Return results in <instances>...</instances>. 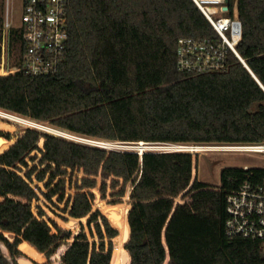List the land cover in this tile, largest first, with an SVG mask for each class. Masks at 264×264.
I'll return each instance as SVG.
<instances>
[{
  "label": "trees",
  "instance_id": "16d2710c",
  "mask_svg": "<svg viewBox=\"0 0 264 264\" xmlns=\"http://www.w3.org/2000/svg\"><path fill=\"white\" fill-rule=\"evenodd\" d=\"M235 4L242 22L238 52L264 86V0H230V9ZM66 7L69 42L59 71L0 74V109L106 141L264 142V89L233 52L224 73L178 70L180 38H218L193 0H67ZM21 40L18 31L15 43ZM1 129L0 135L10 140L0 147V242L6 247L0 246L8 249L12 261L0 247V264H18L22 251L26 259L43 264L62 245L61 264H115L116 256L121 264L124 247L114 248L112 240L118 231L102 215L99 203L94 206L95 196L82 191L95 188L97 177L103 180V198L107 179L112 188L119 187L117 195H124L131 183L122 197L132 204L126 246L130 264H264V240L229 235L226 227L227 196L246 181H259L264 167H224L217 185L219 203L195 211L217 198L199 193L191 201L195 210L188 202L180 205L176 197L192 179L190 152L112 150L30 126L11 131L18 135L13 138ZM28 157L38 159L43 168H29ZM67 168H83L87 177L63 212L79 225H94L98 243L90 240L95 239L93 229L91 236L82 228L73 238L74 229L34 215L37 190L49 200L58 195L63 201L66 179L54 181L66 176ZM35 172L48 192L31 185ZM210 187L196 178L187 193ZM38 208L41 217L46 215Z\"/></svg>",
  "mask_w": 264,
  "mask_h": 264
},
{
  "label": "built area",
  "instance_id": "2783aa9c",
  "mask_svg": "<svg viewBox=\"0 0 264 264\" xmlns=\"http://www.w3.org/2000/svg\"><path fill=\"white\" fill-rule=\"evenodd\" d=\"M193 1L209 20L217 32L218 38L217 40L193 37L180 38L177 47L178 70L196 74L224 73L229 68L228 61L231 52L242 63L246 64L237 49L242 38V22L238 16L237 5L235 4L233 10L230 9V6L225 10V0ZM66 3L67 0H23L20 24L13 25L12 0H0V48L4 51L7 48L11 55L15 47L16 32L19 31L22 36L21 42L18 43L20 64L15 65L9 62L13 70L6 71L5 68V74L23 71L31 75H53L59 71L67 57L69 42V20ZM7 32L11 36L10 44L6 40H2ZM109 142H115L120 148H112ZM95 143L103 145L107 149L131 151L127 145L129 142L125 141ZM164 144L168 145L166 151H172L168 149L184 151V148L187 147L183 144ZM227 147L264 156V142ZM248 167L245 166V168ZM67 170V175L71 178H74L76 174L75 179L78 181L76 185L82 183L87 177L83 168L75 170L67 168ZM80 174H82L81 177ZM62 177L66 179V176H58L54 184ZM120 180L122 181V178ZM106 181L108 185L111 184V178ZM129 184L131 185V183ZM31 185L33 186L32 183ZM74 195L69 196L73 199ZM72 201H70V205ZM227 210L229 218L226 227L229 235H241L250 239L264 240V176L259 181H246L238 190L230 193L227 196ZM33 212L40 220L48 221L45 215L42 217L39 215L38 205L33 207ZM61 215L65 216L64 213Z\"/></svg>",
  "mask_w": 264,
  "mask_h": 264
},
{
  "label": "rangeland",
  "instance_id": "374dc122",
  "mask_svg": "<svg viewBox=\"0 0 264 264\" xmlns=\"http://www.w3.org/2000/svg\"><path fill=\"white\" fill-rule=\"evenodd\" d=\"M22 3H23V0H12V9H13L12 24L13 25H19L20 24V19H21L22 10H23ZM2 40H5V39H2ZM14 46L15 47H14L13 51L11 52V55H10V53L8 54L7 48L5 49V51L0 48V74H2V75H6L5 71H4L5 68L7 69L6 71L13 70V67L9 64V62L11 64H15V65L18 63V59H19L18 43L16 42ZM8 68H10V69H8ZM0 110L3 112H7L6 110L5 111L2 109H0ZM1 113L2 112H0V127L4 128L1 130L5 131V132H9L13 136V138L14 137L16 138L18 135L16 133L11 132V131L20 132L24 128L30 126V128L39 129L42 132L65 135V137H67L68 139H72L74 141L83 142V143H89L92 145H97V143H95V142H106V140H103L100 138L89 137V136L82 135L80 133H76L73 131H68L65 129L58 128L49 122H38V121H35V120L30 119L28 117H24L22 115H19L17 113H12L9 111L7 112V113L15 114L19 117H23L26 119L28 118L32 122H34V123H32V125L31 124H29V125L21 124V123L11 121V120L3 117L2 116L3 114L1 115ZM5 129H7V130H5ZM8 130H10V131H8ZM42 140H44V139H41V141ZM41 141H40V145H43V143H41ZM141 142L146 143L145 145H146V147H148V149H146V150L148 152L166 151L167 150L166 147H168V145H165L164 143H161V142L158 143V142L138 141V142H129V144H127L129 147L128 149L131 151H136V152L139 151V147H140ZM109 143H111L112 148H116V149L120 148V147H118V145L115 142H109ZM183 145L187 146L186 148H184V151L190 152L193 155V160L196 162V171H197L196 177H197V179L200 181L207 182L210 185H212L213 187L207 188L205 190L203 189V190L195 191L192 193H186L184 195H182V193H181L178 197H176L179 200L180 205H182L184 202H188L191 205V207L195 209V207L192 205L191 201L199 193H204L208 196L209 195H216V198H217L214 201L209 202L208 204H205V205L200 206V207L198 206L196 211L205 209L207 207H211V206L219 203L217 201H218V199H220V194H219L217 185H220V181H221L220 174H221V170L224 167H229V166L244 167L245 165H247L249 167H254V166L264 167V156L263 155L255 154V153H252L249 151H244V150L227 148V146H233V145H200V144H195V143L183 144ZM97 146L104 147L103 145H100V144H98ZM193 146H200L202 150L195 151V150L190 148ZM206 147H210V148L206 149ZM121 149H123V148H121ZM168 150L173 151V149H168ZM34 153H36L38 155V157H40V155H41V153L39 151H34ZM27 160L29 163V168L32 167L34 164L39 165L38 159H36L35 161H32L30 159V157H28ZM39 167L43 168V165H39L38 168ZM27 170H28V168H25L21 172V174L24 175L25 171H27ZM35 174H36V172L32 176L33 186L37 188V185H38V187H41L43 192H48L49 189L45 186V184H44L45 181H38L35 177ZM81 175L82 174H80L79 176L81 177ZM75 177H76V174H75L74 178L73 177L71 178L69 175H66V186H65V190H64L63 201L60 202L58 200V197H56V196H54L51 200H49L41 191L37 190V193L39 195V199L33 201V207L35 205H40L43 208V210L46 212L45 217H46V219H48V221H49V218H52L62 228L74 229V230L68 229V230H71L73 232L72 237H74V235H76L77 233L81 232L82 228H84L85 231L87 232V234L89 236H91L90 230L93 229V234H94L93 238H95V239L92 240L90 237V240L91 241H97V243H98L101 239L98 236L94 225H91V227L88 225V223H86V224L82 223L79 225L78 220H76V219L71 220L72 217L68 216V212H63V209L66 206V202H70L73 200L72 197L69 195L75 194L78 191L77 185H76L78 183V181L75 179ZM80 184H82V183L80 182L79 185ZM102 184H103L102 178L97 177V186L95 188L100 190V192L103 194V192L101 191ZM121 184H122V181H121ZM130 187H131V185L128 184L126 187L125 194H127V192L130 191ZM91 190L92 189L87 188V189H83L82 191H84V192L90 191L91 192ZM118 190H119V187H117V189H114L111 187V185H107V188L104 192L105 198H103V199L109 200L108 202H122L124 204L132 205L131 200L126 201V200L122 199V197L125 194L124 195H117ZM110 200H112V201H110ZM175 201H176V199L174 200V202ZM106 203H107L106 201L99 203V208L103 207ZM94 206H95V203H94ZM61 213H64L65 216H62ZM60 218L63 219L64 221H70L71 220V222L65 223ZM99 221L102 223L101 218H99ZM103 233H104V240L106 242V245L108 246V241L110 239L107 236L105 231ZM0 243H2V242H0ZM1 249L3 250L4 254L12 261V258L10 257L8 249L7 248L4 249L2 247H1ZM59 249L53 257H51L50 259L47 258V261L43 264H61V256L59 254ZM113 253H114V251H113ZM21 256H24V255H21ZM36 264H41V263H36Z\"/></svg>",
  "mask_w": 264,
  "mask_h": 264
},
{
  "label": "water",
  "instance_id": "95a60500",
  "mask_svg": "<svg viewBox=\"0 0 264 264\" xmlns=\"http://www.w3.org/2000/svg\"><path fill=\"white\" fill-rule=\"evenodd\" d=\"M225 2H226V5H225L224 9L227 10L229 8L230 0H225ZM244 65L248 68V70L251 72L253 77L258 81V83L264 89L263 84L260 82L258 77L254 74V72L250 69V67L247 64H244ZM52 134H55V133H52ZM55 135H59V136L65 137V135H61V134H55ZM65 138H67V137H65ZM8 140H10V139L6 138L5 136L0 135V147H1V145L4 142H6ZM141 161H142V158H141ZM196 175H197L196 162L193 160L192 179H191V182H190L189 186L182 192V195L186 194L190 190V188L192 187L194 181L197 178ZM91 192L95 196L94 203H100L103 200V196H102V193L100 192V190H98L97 188H93L91 190ZM95 210H97V209H94L93 212ZM99 210L102 213V215H104L108 219L111 227L118 231V234L112 240H113V243H114V247L116 245H122L124 247V249H122L120 251V254L122 255L121 264H130L131 260L128 261L127 253H129V251L127 250L126 246H127V244L129 243V241L131 239V226H130V223H129V214H130V212L132 210V205L124 204L122 202H107ZM1 232H3V231H1ZM3 233L5 234V232H3ZM5 236H6V234H5ZM19 250L22 251L20 248H19ZM22 253L24 254V256L17 257V263L18 264H36L32 260L26 259L25 256H27V255L23 251H22ZM118 256H119V254H118ZM117 259L118 258L116 256L115 264H117ZM112 260H113V256H112ZM187 262H189V261H187Z\"/></svg>",
  "mask_w": 264,
  "mask_h": 264
},
{
  "label": "bare ground",
  "instance_id": "6f19581e",
  "mask_svg": "<svg viewBox=\"0 0 264 264\" xmlns=\"http://www.w3.org/2000/svg\"><path fill=\"white\" fill-rule=\"evenodd\" d=\"M5 35V37H4V39L8 42V44H10V39H11V36H10V33L9 32H7V33H5L4 34ZM8 54H9V52H8ZM9 56V55H8ZM8 69H10V68H8ZM0 112H2L1 113V115L3 116V117H7V118H9V119H13V120H15V121H18V122H20V123H22V124H26V125H29V124H31L32 125V123H34V122H32L30 119H26V118H23V117H19V116H17V115H15V114H11V113H7V112H3V111H1L0 110ZM17 119V120H16ZM57 132V131H56ZM64 132V131H63ZM146 143H143V144H141L140 145V149H139V152L140 153H143L144 151H146V149H148V147H146V145H145ZM191 149H193V150H195V151H200V150H202L201 149V147L200 146H193V147H190ZM210 147H206V149H209ZM227 148H232V147H227ZM218 149V148H217ZM234 149V148H233Z\"/></svg>",
  "mask_w": 264,
  "mask_h": 264
},
{
  "label": "crops",
  "instance_id": "0c3cea01",
  "mask_svg": "<svg viewBox=\"0 0 264 264\" xmlns=\"http://www.w3.org/2000/svg\"><path fill=\"white\" fill-rule=\"evenodd\" d=\"M245 166H247V165H245ZM245 166H244V167H245ZM219 200H220V199H218V201H217V202H219ZM193 209H194V208H193ZM194 210H195V209H194ZM195 211H196V210H195Z\"/></svg>",
  "mask_w": 264,
  "mask_h": 264
}]
</instances>
